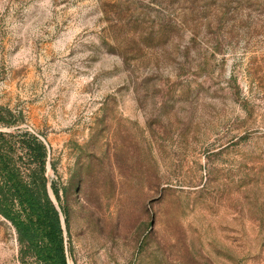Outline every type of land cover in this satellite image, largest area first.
Masks as SVG:
<instances>
[{
    "label": "rangeland",
    "instance_id": "1",
    "mask_svg": "<svg viewBox=\"0 0 264 264\" xmlns=\"http://www.w3.org/2000/svg\"><path fill=\"white\" fill-rule=\"evenodd\" d=\"M0 106L69 264H264V0H0ZM0 264H38L1 215Z\"/></svg>",
    "mask_w": 264,
    "mask_h": 264
},
{
    "label": "trees",
    "instance_id": "2",
    "mask_svg": "<svg viewBox=\"0 0 264 264\" xmlns=\"http://www.w3.org/2000/svg\"><path fill=\"white\" fill-rule=\"evenodd\" d=\"M6 114L12 111L0 106V125L12 126ZM49 152L33 131L0 129V215L17 230L22 259L69 264L62 206L51 195L60 201V188L48 175Z\"/></svg>",
    "mask_w": 264,
    "mask_h": 264
},
{
    "label": "water",
    "instance_id": "3",
    "mask_svg": "<svg viewBox=\"0 0 264 264\" xmlns=\"http://www.w3.org/2000/svg\"><path fill=\"white\" fill-rule=\"evenodd\" d=\"M51 195H52L54 201L56 202L58 208L61 209L60 206H59V204L57 203L56 197H55L54 193L52 192V190H51Z\"/></svg>",
    "mask_w": 264,
    "mask_h": 264
}]
</instances>
